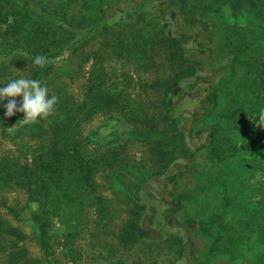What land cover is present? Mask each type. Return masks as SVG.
Masks as SVG:
<instances>
[{"label": "rangeland", "instance_id": "1", "mask_svg": "<svg viewBox=\"0 0 264 264\" xmlns=\"http://www.w3.org/2000/svg\"><path fill=\"white\" fill-rule=\"evenodd\" d=\"M139 1L110 0V7L120 5L123 12L115 13L110 9L106 13L109 23L118 21V26L90 41L87 48L93 57L86 63L78 57L73 59L72 78L56 72L58 75L51 80L52 83H43L51 94H55L54 88H58L62 93L73 94L81 100L89 84L86 77L90 72L93 71L104 80L103 93L93 91V103L99 101L100 110L80 124L79 137L87 142L88 149L94 154L108 155V159L117 156L112 166L96 175L98 192L105 201L86 207L85 216L80 218L75 227L61 224L56 217L49 219V245L53 251L50 259L36 241L29 216V209L33 205L28 202L25 190L16 188L0 191L1 220L16 228L23 236V240L18 243L14 242L17 238L13 235L0 236V264L263 262L260 251H248L241 246H236L230 252L231 255L227 254L228 258L221 251L210 253V238L206 230L200 227L210 224L206 218L208 214L218 211L221 206L232 204L228 196L235 184L232 180L234 176L239 191H244L242 203L261 209L245 219H250L253 224H264V172L238 162L220 165L208 162V157L214 155L215 151H233L247 145H256L258 150H264V68L230 61L229 57L237 50L235 47L238 43L233 44L234 36L231 39L224 37L226 30L233 32L236 38L241 35L235 34L236 27L244 24V18H238L234 12L236 0H145L139 12L146 23L155 18L159 19L160 26L166 22L165 30L170 34L176 26L181 31L197 33L198 39L205 43H208V39L212 40L209 43L211 55L198 58L202 70H198L193 77L180 79L179 84L183 89L177 92V105L171 115H181L182 122L178 127L172 126L168 135L171 140L175 137L177 146L172 156L160 162L149 140H137L128 133L144 134L151 129L152 115L159 111L164 83L173 78L179 61L173 58L174 55L166 53L162 44L155 42H148L141 55L140 52L125 49L124 39L138 26H134V19L126 17L124 10ZM159 4L168 10H178L182 4L176 22L168 13L157 17L155 6ZM258 5L256 12L250 11L252 17L249 25L243 26L247 42L244 53L263 56L264 0ZM5 73L21 74V71L12 65ZM21 77L25 78V75ZM207 87H212L219 96L216 109L210 112H205L200 102L207 93ZM108 89H112V92ZM108 94L116 96V101L111 99L105 103ZM19 101L18 98L17 103ZM209 134L211 138H208ZM20 137L15 143L9 138H2L0 134V157L5 154L17 155L18 150H25L29 144H34L28 135ZM203 143L207 147L195 152ZM191 151L195 155L190 160ZM187 163L191 172L177 177L175 189H170L169 185L160 186L154 179L139 189L137 179L131 177L125 168L134 165L141 170L156 168L161 171L162 177L171 170H185ZM112 171H116L114 175L119 178L113 179ZM250 173L253 176L248 178ZM225 183L231 184L230 189L222 191ZM250 188L253 190L247 194L246 189ZM169 189L174 193H169ZM160 196L169 202L181 203L180 210L172 215L175 224L164 220L168 204ZM185 219L195 220L196 228L189 230L180 226ZM213 225L208 227L210 232L216 227ZM135 226L141 227L145 236L130 234ZM185 232L192 237V253L189 252ZM220 235L226 236L223 232ZM245 256L250 259L248 262Z\"/></svg>", "mask_w": 264, "mask_h": 264}, {"label": "trees", "instance_id": "2", "mask_svg": "<svg viewBox=\"0 0 264 264\" xmlns=\"http://www.w3.org/2000/svg\"><path fill=\"white\" fill-rule=\"evenodd\" d=\"M261 1L236 0L233 5L238 18H244L242 22L244 24L239 23L241 26L236 27L235 34H241L238 38L230 30L224 32L225 39L234 36L233 44L238 43L235 47L237 50L229 57L232 62L264 68V55L244 53L247 50V42L243 26L249 25L252 17L250 11L256 12ZM109 4L110 0H0V88L5 87L10 80L24 75L25 78L41 81L42 85L46 81L52 83L51 80L58 75L56 72L72 78L73 59L78 57L86 63L93 57L87 48L90 41L107 33L110 28L118 26V21L109 23L106 13L110 9L115 13L123 12V9L120 5L112 8ZM144 5L145 0H141L135 6L124 10L126 17L134 19V26H138V29H133L124 39V44L127 46L125 49L140 52L141 55L145 52L144 47L148 42H155L154 44H162L163 50L174 55L173 58L179 61L173 78L164 83L159 111L152 115L151 129L144 134L128 133L137 140H149L160 162L172 156L177 146L174 142L175 137L173 136L171 140L168 135L172 126L178 127L182 122L181 115L174 117L171 115L177 105L175 99L177 92L183 89L179 84L180 79L193 77L198 70H202V63L198 58L211 55L212 49L209 43L212 40L208 39L206 41L208 43H205L198 39L197 33L181 31L176 26L170 34L165 30L167 23L163 22L160 26L158 18L146 23L143 14L139 15ZM178 10H182V4ZM178 10L162 8L161 4L155 6L157 17L168 13L173 21L179 15ZM36 55L47 57L48 63L45 67L41 68L34 64ZM12 65L19 68L22 75L20 73L7 75L5 72ZM91 74L94 72H90L86 77V82L89 84L81 100L75 98L73 94L62 93L58 88H54L55 95L59 97L55 114L46 120L41 119L38 123H23L20 121L24 118L21 112L7 117L4 105L8 101L5 99L0 102L1 137L9 138L16 143L18 137L26 134L34 141V144H29L25 150H18L17 155L5 154L0 157V191L6 192L16 188L25 190L28 202L33 205L29 209V216L35 229L36 241L44 255L50 259L53 251L49 245V219L56 217L61 224L75 227L80 218L85 216L86 207L103 204L105 200L98 192L96 175L108 169L112 166V161L117 160V156L108 159V155L94 154L88 149L87 142L79 137L80 124L100 110V102L93 103L95 95L93 91L98 90L103 93L104 80ZM205 91L207 93L200 102L204 111L210 112L216 109L219 96L212 87H207ZM109 92H112V89ZM49 95H52L51 92ZM18 98L20 103L22 97H17V101ZM111 99L116 101V96L108 94L105 103ZM210 134L208 138H211ZM205 147L207 145L203 143L195 152ZM195 152L189 153L190 160ZM263 156L264 150H258L256 145H247L233 151H215L214 155L208 157V162L214 165L238 162L264 172ZM125 168L131 177L137 179L139 189L148 184L150 179L156 180L160 186L169 185L170 189H175L177 177L191 172L189 163L185 164V170H171L162 177H160L161 171L156 168L141 170L135 165ZM115 172L112 171V178L116 180L119 176L114 175ZM252 176L253 174L250 173L247 177ZM232 180L235 181L233 189H230V183H225L222 189V191L231 190L228 198L232 204L221 206L218 211L208 214L206 218L210 224L206 221V227L200 226L203 231L206 230L210 238L208 250L210 253L221 251L220 253L226 256L231 255L230 252L236 246H241L248 251L255 249L260 251L261 258H264V224H253L250 219H245L249 214L258 213L261 209L244 205L242 203L244 191H239L235 176ZM170 189L168 192L173 194V190ZM252 190V188L246 189L247 194ZM160 197L168 204L164 220L167 219L168 222L175 224L172 215L180 210L181 203L169 202ZM234 219L237 221L235 222ZM196 223L193 219H185L180 226L191 230L196 228ZM213 224L216 227L210 232L208 227L214 226ZM220 232L225 233L226 236L222 237ZM133 233L137 237L145 236L141 227L135 226L130 234ZM12 235L17 238L15 243L23 240L22 234L3 222L0 217V236L12 237ZM185 235L189 252L192 253V237L187 232ZM249 260L245 256V261ZM260 264H264V260Z\"/></svg>", "mask_w": 264, "mask_h": 264}, {"label": "clouds", "instance_id": "3", "mask_svg": "<svg viewBox=\"0 0 264 264\" xmlns=\"http://www.w3.org/2000/svg\"><path fill=\"white\" fill-rule=\"evenodd\" d=\"M34 64L38 67H45L48 63L47 57L36 55ZM17 97H22L17 103ZM7 99L6 116L12 117L15 113L24 114L22 121L25 124L38 123L41 119L46 120L55 114V107L59 97L55 94L49 95V89L42 85L41 81L30 78H15L10 80L5 87L0 88V102ZM264 119V115H262Z\"/></svg>", "mask_w": 264, "mask_h": 264}]
</instances>
